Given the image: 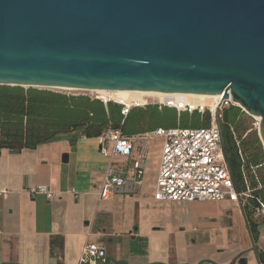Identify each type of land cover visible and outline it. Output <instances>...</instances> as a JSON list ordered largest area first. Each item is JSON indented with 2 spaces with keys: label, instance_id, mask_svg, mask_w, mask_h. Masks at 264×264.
I'll return each mask as SVG.
<instances>
[{
  "label": "water",
  "instance_id": "obj_1",
  "mask_svg": "<svg viewBox=\"0 0 264 264\" xmlns=\"http://www.w3.org/2000/svg\"><path fill=\"white\" fill-rule=\"evenodd\" d=\"M0 85L223 94L264 144V0H0Z\"/></svg>",
  "mask_w": 264,
  "mask_h": 264
},
{
  "label": "crops",
  "instance_id": "obj_2",
  "mask_svg": "<svg viewBox=\"0 0 264 264\" xmlns=\"http://www.w3.org/2000/svg\"><path fill=\"white\" fill-rule=\"evenodd\" d=\"M154 132L129 135L151 137L147 168L133 194L111 198L100 195L107 169L132 175L140 140L113 159L81 131L35 148L0 147V264H79L87 242L106 249L105 264H260L244 200L154 197L163 144ZM40 184L53 195L30 192Z\"/></svg>",
  "mask_w": 264,
  "mask_h": 264
},
{
  "label": "trees",
  "instance_id": "obj_3",
  "mask_svg": "<svg viewBox=\"0 0 264 264\" xmlns=\"http://www.w3.org/2000/svg\"><path fill=\"white\" fill-rule=\"evenodd\" d=\"M124 107L113 100L104 103L83 93L0 85V147L35 148L77 131L99 137L109 129H119L129 136L159 128H197L211 123L208 109L202 114L198 110L178 112L174 107L147 104L130 107L124 114ZM243 114L237 104L229 102L223 106V152L237 190H249L244 210L258 260L264 264V249L257 245L260 239L257 219H264V215L254 216L264 204V148L258 130L245 124Z\"/></svg>",
  "mask_w": 264,
  "mask_h": 264
},
{
  "label": "built area",
  "instance_id": "obj_4",
  "mask_svg": "<svg viewBox=\"0 0 264 264\" xmlns=\"http://www.w3.org/2000/svg\"><path fill=\"white\" fill-rule=\"evenodd\" d=\"M88 91V90H87ZM92 98H98L107 103L97 93L91 92ZM88 95V94H87ZM221 100L214 111L207 108H193L189 104L179 102H155L160 107L166 105L174 107L178 112L198 110L204 113L211 112L209 126L197 128H159L155 134L163 137V144L158 165V173L154 186V197L157 200H209L240 201L248 196L249 190L239 192L234 184L230 168L225 160L222 137V109L231 100ZM121 104V103H120ZM147 104H151L147 102ZM145 104V105H147ZM124 105V104H123ZM142 105V106H145ZM125 106V105H124ZM140 106V105H136ZM134 107V106H133ZM129 108L124 107L123 113L127 114ZM255 117V126L259 128L261 119ZM101 152L113 159V156H129L136 141L140 140V150L137 164L132 175L122 166L111 165L108 167L100 195L111 198L116 194L130 195L135 191L136 184H142L143 176L148 164V153L151 137L147 135L128 136L119 129H109L99 136ZM113 143L110 151L109 144ZM31 193H44L52 196L46 184L30 188ZM264 215V204L257 208L255 217ZM106 249L95 242H87L79 258V264H105L107 263Z\"/></svg>",
  "mask_w": 264,
  "mask_h": 264
},
{
  "label": "bare ground",
  "instance_id": "obj_5",
  "mask_svg": "<svg viewBox=\"0 0 264 264\" xmlns=\"http://www.w3.org/2000/svg\"><path fill=\"white\" fill-rule=\"evenodd\" d=\"M62 88V87H57ZM67 90H83L76 88H62ZM90 92L97 93L101 98L105 100H114L115 102L124 104L125 107H132L136 105H144L147 103L145 97L156 98L161 103L168 102H183L189 104L193 108H209L214 111L221 100L220 94H200V93H174L165 91H153V92H137L120 89H97L89 90ZM259 120L260 116H256Z\"/></svg>",
  "mask_w": 264,
  "mask_h": 264
},
{
  "label": "rangeland",
  "instance_id": "obj_6",
  "mask_svg": "<svg viewBox=\"0 0 264 264\" xmlns=\"http://www.w3.org/2000/svg\"><path fill=\"white\" fill-rule=\"evenodd\" d=\"M39 88H42V87H39ZM47 89L64 91V92H68V93H83V94H88V95L92 94L90 91H87V90H67V89H61V88H47ZM145 100L151 104H154L155 102H159L156 98H151V97H145ZM241 108L244 110V114H243L242 118H243V120H245V124H247L248 127H252V129L256 128L258 130L257 126H255V123L253 125V122H255V120H256L255 117L253 115L249 114L243 107H241ZM263 148H264V144H263ZM257 221L260 222V226L262 229L263 237L261 238L260 244L262 246V249H264V219L258 218Z\"/></svg>",
  "mask_w": 264,
  "mask_h": 264
}]
</instances>
